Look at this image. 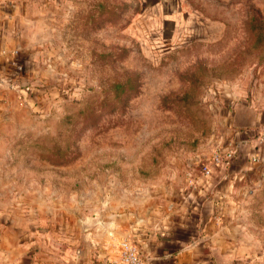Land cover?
I'll return each mask as SVG.
<instances>
[{
    "label": "rangeland",
    "instance_id": "374dc122",
    "mask_svg": "<svg viewBox=\"0 0 264 264\" xmlns=\"http://www.w3.org/2000/svg\"><path fill=\"white\" fill-rule=\"evenodd\" d=\"M44 12L48 60L22 70L5 139L46 220L90 232L215 150H264V0H53ZM253 201L245 264H264V193Z\"/></svg>",
    "mask_w": 264,
    "mask_h": 264
},
{
    "label": "crops",
    "instance_id": "0c3cea01",
    "mask_svg": "<svg viewBox=\"0 0 264 264\" xmlns=\"http://www.w3.org/2000/svg\"><path fill=\"white\" fill-rule=\"evenodd\" d=\"M53 0H0V264H116L129 236L145 264H245L256 249L246 234L258 228L253 199L264 184V150L237 143L225 164L207 174L188 167L181 185L148 195L139 211L112 216L96 230L46 220L47 210L26 197L5 137L22 111L20 77L48 58L36 22ZM29 78V76H28ZM44 208V210H43ZM252 244V245H251ZM247 248L248 246H250Z\"/></svg>",
    "mask_w": 264,
    "mask_h": 264
},
{
    "label": "built area",
    "instance_id": "2783aa9c",
    "mask_svg": "<svg viewBox=\"0 0 264 264\" xmlns=\"http://www.w3.org/2000/svg\"><path fill=\"white\" fill-rule=\"evenodd\" d=\"M231 157V150H215L210 157L199 162V171L201 174H207L211 165L225 164ZM116 264H145L136 244L129 236L119 242Z\"/></svg>",
    "mask_w": 264,
    "mask_h": 264
}]
</instances>
